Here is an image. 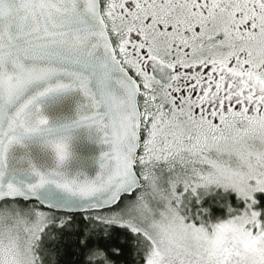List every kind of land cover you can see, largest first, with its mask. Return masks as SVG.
I'll use <instances>...</instances> for the list:
<instances>
[{"label":"snow or ice","instance_id":"obj_1","mask_svg":"<svg viewBox=\"0 0 264 264\" xmlns=\"http://www.w3.org/2000/svg\"><path fill=\"white\" fill-rule=\"evenodd\" d=\"M0 264H264V0H0Z\"/></svg>","mask_w":264,"mask_h":264},{"label":"water","instance_id":"obj_2","mask_svg":"<svg viewBox=\"0 0 264 264\" xmlns=\"http://www.w3.org/2000/svg\"><path fill=\"white\" fill-rule=\"evenodd\" d=\"M80 151L84 158L83 162L87 164L89 162L88 157L95 151V148L94 146L85 143L81 146Z\"/></svg>","mask_w":264,"mask_h":264}]
</instances>
